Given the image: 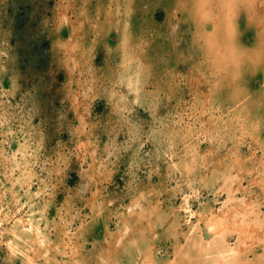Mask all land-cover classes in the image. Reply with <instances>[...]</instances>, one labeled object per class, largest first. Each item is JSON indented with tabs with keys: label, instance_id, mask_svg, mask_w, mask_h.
Here are the masks:
<instances>
[{
	"label": "rangeland",
	"instance_id": "1",
	"mask_svg": "<svg viewBox=\"0 0 264 264\" xmlns=\"http://www.w3.org/2000/svg\"><path fill=\"white\" fill-rule=\"evenodd\" d=\"M192 7V0H0V264H26L28 248L20 246L26 255L8 248L5 226L13 219L5 214L22 207L18 214L26 215L28 203L52 242L38 264H83L82 253L73 257L58 237L83 243V253L112 240L139 188L160 189L151 197L163 200L165 220L147 234L160 261L175 259L197 223L181 207L186 196L194 212L221 208L236 183L230 171L242 178L238 194L258 199L264 214V191L252 181L263 169L264 66L245 65L235 79L214 77ZM250 7L264 21V0ZM239 23L240 43L254 47L257 32L243 17ZM130 78L139 79L136 93L127 88ZM23 143L30 154H19ZM238 154L250 165L243 176L232 164ZM26 161L35 176L28 186L16 182L17 204L10 189ZM82 221L87 228L78 230ZM136 249H122L121 264H140ZM260 253L262 246L250 249L252 264Z\"/></svg>",
	"mask_w": 264,
	"mask_h": 264
},
{
	"label": "bare ground",
	"instance_id": "2",
	"mask_svg": "<svg viewBox=\"0 0 264 264\" xmlns=\"http://www.w3.org/2000/svg\"><path fill=\"white\" fill-rule=\"evenodd\" d=\"M138 87H139V79L136 78L135 80H131L130 78L129 85L127 86L129 91H133L136 93L138 92ZM115 93L116 92L112 90L111 95L112 96L116 95ZM27 148H29V145H25V144L21 146L19 145V149H18L19 154L21 153L22 155L24 151H25L24 154L29 153ZM212 149H213L212 146H209V149H208L209 153H211V151L214 150ZM14 154H16V152ZM205 157L206 155L203 156L204 162H205ZM259 160H260V164L263 165V169H261L262 172H259L260 180H258V178L253 177L252 181H254L259 186L260 190L262 189L264 191V156L262 155L259 158ZM19 163H20V160H19ZM232 164L234 165V169H236V172L239 173V175L242 174V176L244 175V173L247 174V171L250 168V165L245 161L243 157H240L239 154L234 157ZM177 166L178 164H175V167ZM186 167L188 168V171L190 173H192L193 170L195 169V165L192 164L191 162L186 163ZM18 168L20 169V173H22V176H20V178H17L16 181L12 182V187L10 189L11 192H13L14 201H16L17 204L19 203L18 198L20 196H19V193L17 192L18 190L16 191L15 189L16 182L17 184H23V185L26 184L28 186L30 185L32 178H34L35 176L33 164H30L29 161H26V166L18 167ZM168 169L170 168L168 167ZM216 170L227 171V169H225L224 167L217 168ZM92 174L93 172L91 173V175ZM232 175L234 174L232 171H230V177L228 178V176L227 175L226 176L229 180L236 182V183H234L233 186L231 185V187L228 188V196L225 202H223L222 207L221 206H220L221 208L218 207L219 209L213 206L212 204L208 206V208L207 207L201 208L194 212L193 209H191V207L189 206V199L186 196L185 198L186 201L184 203V206L182 205L181 207L184 208V210H186L187 212L189 211V214L191 216L196 214L198 220H197V223L195 222L193 223L192 221L190 231L186 234L185 242L177 244L176 252H175V259L170 260V262H166L164 259L163 261H160L156 258V256L152 252L153 249H151L149 245V240L151 238L147 236V234L151 235L153 231H155L158 228L157 227L158 223H160L161 221H164L165 220L164 216L166 215L162 207L163 200L161 201L158 198L159 197L158 196L157 200L154 201L151 197L153 194L155 195V192L157 193V191L160 190V189L158 190L155 187L151 189L150 188H141V189L139 188V190L135 193V195L131 199V202L128 204L127 212L125 213V220H124L123 225H121L122 226L121 229L117 230L118 231L117 234H111L112 240L105 241V242L103 241L102 243L94 242L95 243V245L93 244L94 248L91 251H86L84 253L83 251H81L82 249L80 250V247L81 245L83 246V243L79 247L75 244L73 245L71 241H69L71 243L70 245L67 240L64 241L63 239H60L58 237L56 244L58 246L65 245L66 248L67 246L70 247V249L72 250L70 251V253L72 252L73 257L77 255L81 257L82 255L81 260L83 261V264H121L122 262L120 261V259H121L122 249L128 247V245H131V246L133 245L134 247L137 248L136 250L138 251V254L136 257L138 258L137 260H139L140 264H168V263L170 264H216L217 260L221 262L224 260H227L228 264H252V261L250 260V258H248L250 249H252V247L254 248L255 245L264 247V214H262L263 209H261V204H260L261 202H259L258 199L255 200L252 197V195H248V194L239 195L238 194V190L239 191L243 190L245 189V187H243L241 176L238 177V176H232ZM208 177L209 176L206 175V177H202L200 180H198V182L193 185L194 188H196L198 184L206 183L208 180ZM27 205L29 209L27 210L26 215L18 214L19 211L22 210V207H20L18 211L17 210L15 212L12 211L13 214H10L9 213L10 211H8L9 214H5V216H7L6 217L7 219H10V218L13 219V224L11 223L12 224L11 226L9 227L5 226V230H7L9 235H11V238L7 242V245H8V248L11 250V253H16V254H22V252L24 253V251L20 250L21 249L20 246H23V247L25 246L26 248H28L26 250L27 256L25 257V263L26 264H38V259L40 257H44V256L48 257V255L50 254L48 251L50 250V243L52 242H51V239L47 237L48 235L47 231L45 232L44 229L40 226L41 220L40 218H38V215L34 211V208H33L34 205H32V203H28ZM37 210L38 209H36V211ZM68 211H70V209L67 210V212ZM37 212L39 215H43V210L42 211L40 210ZM3 213H2V216H4ZM72 216H71V219H72ZM35 219H39L38 221L39 224L34 223ZM5 220L6 219L2 217L0 219V223H2V221H5ZM136 223L141 225L140 237L136 236V234L138 233L136 232L137 231ZM55 224L57 225V223ZM1 225L3 226V224ZM85 225L86 223L82 221L81 228L78 227V230L87 226ZM53 228H55V225ZM83 232H85L84 229H83ZM130 234H134V235H130ZM234 234L237 235V240L235 244L233 245L229 242V238L230 236H233ZM69 238L72 240L71 237ZM252 251H254V249ZM26 253L24 254L26 255ZM11 256L12 255L10 254V257ZM258 257L259 258H258L257 264H264V254L262 255L260 253Z\"/></svg>",
	"mask_w": 264,
	"mask_h": 264
},
{
	"label": "clouds",
	"instance_id": "3",
	"mask_svg": "<svg viewBox=\"0 0 264 264\" xmlns=\"http://www.w3.org/2000/svg\"><path fill=\"white\" fill-rule=\"evenodd\" d=\"M254 0H192L194 23L202 26L204 32L198 44L207 60L208 71L216 78L241 75V69L250 65L253 70L264 66V21L257 20L251 5ZM257 32L254 47L240 43V19ZM217 27L216 37L212 33ZM216 264H228L227 260Z\"/></svg>",
	"mask_w": 264,
	"mask_h": 264
}]
</instances>
